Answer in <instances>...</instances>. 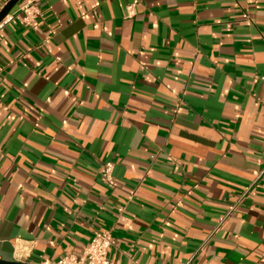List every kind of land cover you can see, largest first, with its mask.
I'll use <instances>...</instances> for the list:
<instances>
[{
  "label": "crops",
  "instance_id": "1",
  "mask_svg": "<svg viewBox=\"0 0 264 264\" xmlns=\"http://www.w3.org/2000/svg\"><path fill=\"white\" fill-rule=\"evenodd\" d=\"M263 77L264 0H20L0 23V264L80 256L97 229L121 264H264Z\"/></svg>",
  "mask_w": 264,
  "mask_h": 264
},
{
  "label": "built area",
  "instance_id": "2",
  "mask_svg": "<svg viewBox=\"0 0 264 264\" xmlns=\"http://www.w3.org/2000/svg\"><path fill=\"white\" fill-rule=\"evenodd\" d=\"M132 6L128 7L130 12ZM33 18V12H27L25 21L28 22ZM264 80V77L262 78ZM114 164L112 162H102L100 166V178L109 187L116 186V179L113 175ZM264 175V170L261 171L253 179V184ZM114 245V237L109 229H97L94 235L84 250L82 255L68 253L62 256L55 262L43 260L40 264H121L109 259L108 254L111 247Z\"/></svg>",
  "mask_w": 264,
  "mask_h": 264
},
{
  "label": "water",
  "instance_id": "3",
  "mask_svg": "<svg viewBox=\"0 0 264 264\" xmlns=\"http://www.w3.org/2000/svg\"><path fill=\"white\" fill-rule=\"evenodd\" d=\"M20 0H10L4 8L0 11V23L6 19V17L10 14L12 9L15 7V5L19 2ZM6 264H28V263H22V262H2Z\"/></svg>",
  "mask_w": 264,
  "mask_h": 264
}]
</instances>
